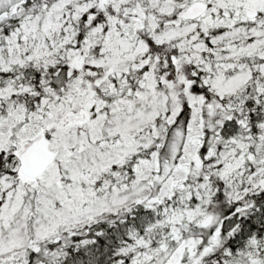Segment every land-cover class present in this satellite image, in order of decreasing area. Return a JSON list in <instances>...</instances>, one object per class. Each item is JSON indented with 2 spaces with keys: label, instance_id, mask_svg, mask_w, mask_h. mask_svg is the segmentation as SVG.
I'll return each instance as SVG.
<instances>
[{
  "label": "snow or ice",
  "instance_id": "snow-or-ice-1",
  "mask_svg": "<svg viewBox=\"0 0 264 264\" xmlns=\"http://www.w3.org/2000/svg\"><path fill=\"white\" fill-rule=\"evenodd\" d=\"M0 264H264V0H0Z\"/></svg>",
  "mask_w": 264,
  "mask_h": 264
}]
</instances>
